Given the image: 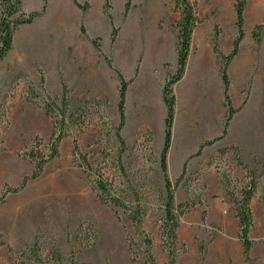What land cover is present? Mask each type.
Here are the masks:
<instances>
[{
    "label": "rangeland",
    "instance_id": "1",
    "mask_svg": "<svg viewBox=\"0 0 264 264\" xmlns=\"http://www.w3.org/2000/svg\"><path fill=\"white\" fill-rule=\"evenodd\" d=\"M22 1L23 9L28 8L29 12L40 10L43 5V0ZM76 1L88 5L86 10L78 9L72 0H47L44 21L47 18L54 22L59 16L62 23H66L60 29L63 33L60 37H68L71 43L67 48L59 44L60 51L69 55L75 52L74 64L79 65L78 69H72L68 75L63 68L65 76L60 64L52 73L48 68L42 70L40 57L50 55L48 49L53 37L47 34L44 35L46 39L42 37L49 20L29 28L26 33L15 32V44L12 41L11 50L0 62V195L4 189L20 186L23 177L31 174L33 167L21 159L19 153L29 149L36 137L41 141V150L46 145L51 120L45 114L44 105L48 106L50 99L59 97L61 82H70L75 70H80L83 75L91 74L92 78L97 74L101 76L108 97L97 98L89 89L76 95L68 88L70 102L67 112H71L77 122L75 120L67 129L69 134L60 142L59 156L45 165L41 177L42 181L55 177L59 187L58 228L45 229L27 243L17 241L6 244L0 234V243H3L0 245V264H35L37 256L47 264H67L66 259L70 256L77 264H148L142 236L135 231L128 217L129 211L114 206L109 200L102 202L97 197V178L90 173L87 164L92 171L98 170L97 173L108 179L115 197H120L125 203L137 199L143 204L141 226L151 240L150 253L155 264H166L167 253L162 245L168 239L161 229L164 194L158 166L165 108L148 76L160 56L168 54L165 43L176 33L174 25L178 13L172 11L171 0H128L126 12L124 5L127 0ZM194 1L200 23H205L203 28L206 29L210 23L218 28L219 48L225 53L231 48L236 35L233 24L235 0ZM255 3L258 8L254 9ZM106 5L111 23L118 29L113 43L110 41L111 23L103 13ZM242 17L246 36L238 59L226 71L230 79L228 95L236 107L242 105V98L248 94L251 110L260 107L262 112L264 0H246ZM255 25H262L257 30L259 40L251 37ZM80 26H83L84 34L80 33ZM96 38L99 39L101 55L91 43ZM252 47L256 61L253 67H244ZM104 58L110 59L112 67L126 80L134 75L135 66H140V79L130 87L131 104L120 130L126 148L120 155L115 135L119 120L117 80L114 70L109 68ZM220 95L223 99L222 88L218 105L215 107L213 104L211 111L212 117L223 116L224 119L225 108ZM141 98L147 106L139 108L134 102ZM175 113L178 124V120L185 115L180 101L175 103ZM215 131L211 124L209 133ZM118 156L124 169L123 175L118 171ZM254 170L259 186L248 204L251 225L247 236L252 243V263L264 264V160L258 162ZM21 173L28 174L18 180ZM16 181L18 184L14 186ZM28 181L31 179L26 184ZM243 183L246 180L233 176L226 154L212 155L202 167L185 173L178 184L172 181L179 223L175 264H248L241 256L238 221L233 209Z\"/></svg>",
    "mask_w": 264,
    "mask_h": 264
},
{
    "label": "crops",
    "instance_id": "2",
    "mask_svg": "<svg viewBox=\"0 0 264 264\" xmlns=\"http://www.w3.org/2000/svg\"><path fill=\"white\" fill-rule=\"evenodd\" d=\"M255 8H258L257 3H255ZM23 11L28 13L30 10L24 8ZM46 14L47 8L44 14L31 24L20 26L16 34L20 32L26 33L29 28H35L34 26L38 23L46 22L49 20L46 18V21H44ZM62 18L65 19V16L63 15ZM49 21L47 22L49 25L46 26L48 28L43 31L42 37L46 39L47 37L44 36L46 34L51 37L53 35V37H50L51 45L48 49L50 55L40 57L43 62L41 66L42 70L44 71L48 68L49 72L52 73L55 67L60 64L63 76H65L63 68L70 75V71L72 69H78L79 65L74 64V59L77 56L75 52L69 55L60 51L59 44L65 45L67 48L69 43H71L68 37H60L63 34L60 29L66 26V23H62L59 16L55 17L54 22L52 20ZM203 26H205V23H201L193 29L184 74L172 87L176 102H181L185 113L178 120V124L176 120L177 115L176 113L174 114L170 146L166 153L167 174L169 179L174 182L181 174L182 169H185L186 173L194 172L199 166L202 167L206 159L208 160L210 156L217 154L218 150L223 148H237L240 160L250 169H256V164L264 160V111L260 112V107L255 111L251 110L249 106V99L251 97L248 94L242 98V105L236 107L232 105L234 108L240 106V109L232 116L227 126L226 135L214 141L211 145L204 146L200 154L194 156L199 146L205 141L221 135L224 121L223 116H218L217 118L212 117L213 112L211 109L213 104L215 107L218 105L217 99L219 92H221L222 84L219 81L218 60L213 53L211 45L213 23L207 25L208 27L206 29ZM16 34L13 37V45L16 41ZM245 36L244 32V38ZM170 38L165 43L166 45L164 44L165 49L168 47V54L164 53L160 56V59L157 60L158 63L148 76L149 82L155 86V91L160 99L163 82L168 74H172L176 70L175 34ZM244 38L239 43V52L232 59L230 65L238 59L241 52V43ZM230 49L226 50L225 53H228ZM253 51L254 47L248 52L247 59L244 61V67L246 65L253 67L256 61V56H253ZM225 53L223 52L222 54L225 55ZM64 55H66L65 58ZM164 64L167 65L163 66ZM139 67L137 72H134V75H132L131 83L127 86L125 117L126 110L131 104L129 103L130 87L140 79ZM92 79L95 81H92ZM66 84L71 90L70 92L76 93V95L81 91L89 89L88 91L96 95L97 98H101L102 96L108 97L104 83L101 82V76H97V74L92 78L91 74L89 76L83 75L80 70H75L74 75L70 78V82H66ZM220 96L222 99V95ZM244 100L245 102L243 103ZM134 103L138 104L139 108L146 105L143 98ZM239 114H242L241 117H239ZM162 116L164 117V115ZM211 124H213L216 130L213 134L209 133V126ZM231 153L228 152L226 156L231 165L232 174L235 178L241 179L243 178L244 172L241 167L235 164ZM26 174L28 173L19 174L18 180L20 178L22 179V176ZM42 174L38 178L30 182L28 181L20 191L6 194L4 202L0 203V234L6 244H13L17 241L27 243L45 229L58 228L59 208L57 201L59 187L56 181H54L55 177L53 176L48 181H42ZM17 184L18 181H16L14 186ZM4 235H8L9 237L6 238Z\"/></svg>",
    "mask_w": 264,
    "mask_h": 264
},
{
    "label": "trees",
    "instance_id": "3",
    "mask_svg": "<svg viewBox=\"0 0 264 264\" xmlns=\"http://www.w3.org/2000/svg\"><path fill=\"white\" fill-rule=\"evenodd\" d=\"M73 4L80 10H86L88 5H83L78 3L76 0H72ZM172 2V11L178 13V19L175 22L174 27L176 28L175 33V51L177 56L176 62V70L172 74H168L165 81L162 84L161 88V99L165 108V113L163 117V142L161 146V150L159 153L158 166L160 169L161 177L163 180V196H162V207H163V225L161 227L164 236L168 239V242H164L162 245L163 251L165 250L167 253V262L166 264H175V260L177 257V229L179 227L177 213H175V205L173 200V184L169 179L166 168V153L170 146L171 141V131L174 121L175 114V103L176 98L173 93V85L181 79L184 74L186 59L188 57L191 34L193 29L201 24V19L196 14V5L194 0H171ZM246 5V0H235L233 4L234 10V27L236 29V35L232 40L231 49L227 54H222L219 49V30L216 26L213 27V33L211 37V45L213 53L216 55V59L218 60V74L220 76L221 84H222V94H223V105L225 108V115L223 121V128L221 135L218 137H214L211 140L205 141L202 145L199 146L194 156H198L204 146L211 145L214 141L223 138L227 132V126L232 118V116L238 112L240 106L234 108L231 103V99L228 95L230 79L228 73L226 72L228 66L230 65L232 59L239 52V43L244 38V30H243V15L244 9ZM129 6V1L127 0L124 5V12L127 11ZM47 7V0H43V5L40 10L32 11L26 13L22 9V0H0V62L5 58L12 48L13 36L18 27L22 25H28L34 22L37 18L42 16ZM108 5L104 7L103 13L108 18L109 23H111V15L107 12ZM262 28V25H255L254 29L251 30V37L253 40H259V29ZM80 33L84 34L83 26H80ZM118 29L113 26L111 23V32H110V41L113 43L116 39ZM92 46L94 50L100 53V45L99 39L91 40ZM106 60L105 63L109 66V68L113 69L115 72L116 80H117V103L116 109L118 112V124L115 128V135L118 140V144L120 146L119 155L126 149L125 142L120 135V130L123 128L125 124V115H124V107H125V96L127 86L131 83L132 78L126 80L122 74L116 70L111 65V60L104 58ZM164 64L163 66H166ZM138 67L135 68V73L137 72ZM40 82H43L41 78ZM69 89L65 83L61 82V92L59 97H54L50 99L49 105H44V111L48 118H50L51 122V130L50 135L47 140L46 145H43V150L40 149L41 141L36 137L32 141V145L29 149H25L23 152L19 153V157L21 159L26 160L32 165V172L29 176H24L20 186L4 189L0 195V203L4 202L5 196L8 193H15L21 188L24 187L27 180H33L40 176L43 173L45 165L51 160L57 158L59 156V145L63 138L67 137L69 133H67V129L71 124H73L77 119L73 117V114L68 113V106L70 102L69 97ZM247 97V96H246ZM97 99V98H96ZM98 100V99H97ZM105 101H107L105 99ZM245 100L243 101V103ZM228 152H232L233 160L235 164L244 172L242 180H246V183H243L239 193L238 199L234 202V216L238 221L239 228V240L241 245V252L244 261L248 264L252 263V259L250 257V249L252 246L251 240L247 236L249 233L250 225H251V215L249 210V202L254 196L259 183L257 182L255 176V170L248 168L238 156V150L235 147L223 148L218 150V156H224ZM118 162V171L120 174H125L123 171V166L120 163L119 156L117 158ZM211 160L208 164H210ZM90 173L95 174L96 176V185L95 191L97 197L103 202L104 200H109L114 206L124 208L129 212V219L134 226L136 232H138L142 236V244L145 246V256L146 262L148 264H155L154 256L151 252V240L144 233L142 228L143 223V204L139 200H135L132 203H125L124 200L120 199V197H115L113 193V189L111 183L107 178H103L98 170L92 171V168L87 164ZM185 169H182L181 174L175 180V185L181 182V180L185 177ZM262 201L264 206V189L262 190ZM264 208V207H263ZM3 243H0V245ZM35 264H47L42 261L39 256L34 259ZM67 264H77L73 257H68L66 259Z\"/></svg>",
    "mask_w": 264,
    "mask_h": 264
}]
</instances>
